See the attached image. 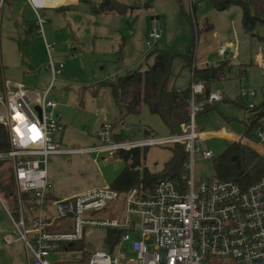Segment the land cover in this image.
Listing matches in <instances>:
<instances>
[{
  "label": "rangeland",
  "instance_id": "obj_1",
  "mask_svg": "<svg viewBox=\"0 0 264 264\" xmlns=\"http://www.w3.org/2000/svg\"><path fill=\"white\" fill-rule=\"evenodd\" d=\"M33 1L37 5L45 3L34 8L30 0H5L2 7L0 80L8 87H27L39 93L51 82L47 99L57 102L55 112L59 113L61 122L65 124L55 139L59 140L61 149L78 150L48 156V191L53 197L47 201L49 210L55 211L56 200H73L92 188L111 186L126 165L119 154L110 156L106 151L88 150L99 143L97 133L104 123L111 124L115 133H122L130 141L189 131L186 122L177 127L176 133H170L158 114L149 113L146 104H142L137 113L120 118L109 86L101 84L106 80L113 81L127 71L149 68L154 48L167 49L176 54L170 62L167 80L168 86L176 90L188 87L191 82V67L183 65L181 55L190 46L198 66H212L224 61L217 54V45L228 44L229 49L234 48L229 51L225 76L210 84V92L218 91L223 98L212 109L200 113L204 106L195 117L196 132L211 134L194 141L197 152L193 156V173L197 180L214 177L212 157L226 148L231 140L229 136L247 138L244 135L249 113L245 106L249 102L259 105L264 100V71L258 59L259 55L264 59V23L258 22L251 31H246L238 4L232 3L225 10H217L212 0H181L178 14H172L166 26L160 18L162 37L153 42L148 35L152 15H147L143 6L136 16L134 13L99 15L92 13L88 5L85 6L88 3L85 0H79L80 6L86 7L84 11L74 5L75 1ZM118 1L135 5L137 0ZM260 17L264 20V15ZM148 39L152 42L149 48L145 44ZM121 43L122 55L117 56L115 51ZM50 62L54 66L63 64L61 73H57L53 79L48 68ZM244 89L252 90L254 96L241 99L239 92ZM247 140L254 142L255 138L251 136ZM169 145L151 144L145 147L144 154V147H138L141 150L138 166L150 172L162 169L170 156ZM206 149L211 150V157L202 155ZM10 204L6 200L0 201V227L8 224L18 233L5 210V207L10 209ZM121 206L120 202L106 206L93 212V216L100 219L120 217ZM24 210L28 212L26 208ZM60 222L62 225L69 220ZM56 223L52 229L60 228ZM105 232L103 228L87 227L83 237L84 249L90 252L107 251ZM22 246L1 248V263L27 264L25 246ZM111 253H124L121 260L129 264L127 249L117 250L114 247ZM79 257L77 250H60L49 254L53 264H75Z\"/></svg>",
  "mask_w": 264,
  "mask_h": 264
},
{
  "label": "built area",
  "instance_id": "obj_2",
  "mask_svg": "<svg viewBox=\"0 0 264 264\" xmlns=\"http://www.w3.org/2000/svg\"><path fill=\"white\" fill-rule=\"evenodd\" d=\"M30 2L34 8L45 3ZM4 3L5 0H0V15ZM150 19L148 35L154 42L161 37L160 26L155 16ZM40 21L38 19L41 24ZM145 44L149 48L152 42L148 39ZM230 48L234 50L233 46ZM216 49L227 61L229 45L219 44ZM258 59L264 71V59L260 55ZM190 65L193 76L198 66L194 54ZM62 67V63L57 66L49 63L52 79L61 73ZM191 81L188 132L136 141L115 140L113 126L104 123L97 133L99 143L88 149L106 151L114 156L120 150L136 146L184 143L187 156L180 176L160 178L151 187L138 183L121 193L110 186L92 188L73 200L54 201L55 211H51L47 205L50 200L47 199L48 156L78 150L61 149L59 140L55 139L64 124L55 112L57 102L47 99L51 82L39 93L27 87H8L0 80V124L5 126L8 138V150L0 151V160L7 159L12 164L18 218L6 207L5 210L24 242L27 264H53L49 254L83 241L84 230L91 226L121 230L115 247L129 251L126 258L129 264H264V176L245 187L233 178L196 179L194 141L204 135L202 131L196 132L195 117L197 111L220 101L223 96L212 91L208 97L197 99V94L204 91L205 81L201 78ZM239 96L243 99L254 96V92L240 90ZM245 110L249 113L247 125L252 126L255 141L242 137L237 141L248 143L264 156V100L259 105L249 102ZM202 155L208 158L212 152L206 149ZM118 202L123 208L120 217L100 219L93 216V212ZM65 220L69 222L60 225V221ZM55 222L59 229H52ZM83 253H87V257L82 256ZM79 256L75 264H125L121 260L124 253L90 252L83 247Z\"/></svg>",
  "mask_w": 264,
  "mask_h": 264
},
{
  "label": "trees",
  "instance_id": "obj_3",
  "mask_svg": "<svg viewBox=\"0 0 264 264\" xmlns=\"http://www.w3.org/2000/svg\"><path fill=\"white\" fill-rule=\"evenodd\" d=\"M91 5L94 14H120L137 15L135 9L141 8L136 5H128L118 0H99L94 3L85 0ZM149 2V1H148ZM217 10H225L230 4L236 3L241 7L242 25L246 31H251L258 22L264 23L260 15H264V0H212ZM148 3H145L147 5ZM58 8V7H57ZM122 43L115 51L117 56L122 55ZM153 62L145 70L134 69L127 71L123 75H118L113 81L106 80L101 84H106L110 88L111 98L114 101L116 111L120 118L127 114H135L140 110L142 104H146L149 113L158 114L170 133H176L177 127L186 123L189 119V99L191 80L201 78L205 81L204 91L197 94V99L208 97L210 84L220 76H225L229 66L228 61H222L212 66H197L194 74L190 78L188 87L176 90L168 86V76L170 73V62L176 55L167 49H152ZM192 46L181 53L184 64L190 66L193 57ZM205 106L203 113L214 107ZM252 136V126L247 125L245 135ZM115 140L126 139L122 133H114ZM136 146L131 149L120 150L119 157L126 161V165L116 176L111 184V188L116 192H124L138 183L151 187L160 178L180 176L181 167L186 160L184 143H173L169 145L170 156L159 171H148L146 168L138 166L141 150ZM143 154L147 146H143ZM8 150V138L6 128L0 124V151ZM213 174L220 180L236 179L244 187L264 176V156L260 155L250 145L242 144L235 140H229V144L219 154L212 157ZM130 160V161H128ZM15 184L12 178V164L9 160H0V197L3 202H10V211L15 218H18L17 205L15 201ZM28 195L25 196L27 201ZM51 194H47V199H52ZM121 230L107 229L104 240L107 251L112 252L118 242ZM83 241L76 242L67 250L81 251ZM87 257V253H83Z\"/></svg>",
  "mask_w": 264,
  "mask_h": 264
},
{
  "label": "crops",
  "instance_id": "obj_4",
  "mask_svg": "<svg viewBox=\"0 0 264 264\" xmlns=\"http://www.w3.org/2000/svg\"><path fill=\"white\" fill-rule=\"evenodd\" d=\"M70 1L71 3L73 1H75V4L77 6V8H81L83 9V11L85 10V6L88 5L89 8H91V5L90 3L88 4H85L84 7L80 6L82 5L81 2H79V0H68ZM93 1L94 3H96L97 1L99 0H91ZM149 1V2H148ZM178 1V3H177ZM181 0H137L135 1V5L136 6H140L142 8L145 7L143 9L144 12H146V14L148 15H152V16H155L158 21L160 20V18L162 19V23L163 25L167 24L168 22H170V17L171 15L173 14H178L179 12V6L181 8V3H180ZM145 3H148L147 5H145ZM133 4V3H132ZM180 4V5H179ZM141 8L139 9H135V12H137L138 10H141ZM91 10V9H90ZM92 12V11H91ZM139 12V11H138ZM93 13V12H92ZM101 14H104V13H101ZM99 14V15H101ZM106 15V14H105ZM161 21V20H160ZM162 25V26H163ZM166 26V25H165ZM162 37V35H161ZM160 37V38H161ZM218 46V45H217ZM161 49V48H159ZM164 50V49H163ZM194 53V51H193ZM153 56V55H152ZM153 62V60H152ZM203 66V65H202ZM123 75V74H122ZM190 78H191V75H190ZM49 84V83H48ZM65 125V124H64ZM202 133H205V134H209L211 135L209 132H205V131H202ZM230 139H233L235 141H237L239 139V136H229ZM228 138V139H229ZM50 194V193H49ZM52 195V194H51ZM0 199L2 200V198L0 197ZM0 200V201H1ZM13 227L10 226V225H4L2 227H0V249L7 246L9 248H12V246H16V245H19L21 247H23L22 245L24 244H20L22 243L21 239L19 238V235L18 233H16L14 231V229H12ZM22 257V256H21ZM0 264L1 261H0Z\"/></svg>",
  "mask_w": 264,
  "mask_h": 264
},
{
  "label": "snow or ice",
  "instance_id": "obj_5",
  "mask_svg": "<svg viewBox=\"0 0 264 264\" xmlns=\"http://www.w3.org/2000/svg\"><path fill=\"white\" fill-rule=\"evenodd\" d=\"M33 132H35V129L33 128Z\"/></svg>",
  "mask_w": 264,
  "mask_h": 264
},
{
  "label": "bare ground",
  "instance_id": "obj_6",
  "mask_svg": "<svg viewBox=\"0 0 264 264\" xmlns=\"http://www.w3.org/2000/svg\"><path fill=\"white\" fill-rule=\"evenodd\" d=\"M203 135H205V133H203Z\"/></svg>",
  "mask_w": 264,
  "mask_h": 264
},
{
  "label": "water",
  "instance_id": "obj_7",
  "mask_svg": "<svg viewBox=\"0 0 264 264\" xmlns=\"http://www.w3.org/2000/svg\"><path fill=\"white\" fill-rule=\"evenodd\" d=\"M231 50H233L232 48H230Z\"/></svg>",
  "mask_w": 264,
  "mask_h": 264
}]
</instances>
